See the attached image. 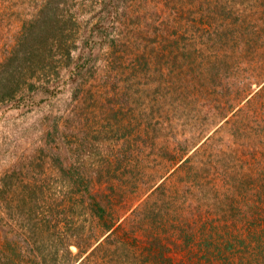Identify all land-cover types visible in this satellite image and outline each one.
<instances>
[{"label":"rangeland","instance_id":"374dc122","mask_svg":"<svg viewBox=\"0 0 264 264\" xmlns=\"http://www.w3.org/2000/svg\"><path fill=\"white\" fill-rule=\"evenodd\" d=\"M248 1L205 0L214 12L204 40L185 19L172 20L170 2L152 0L171 20L150 31L152 42L131 41L139 17L127 20L122 34L131 42L118 48L122 56L96 45L90 67L91 59L84 63L73 52L81 74L62 69L56 86L50 82L54 95L0 102V249L11 242L26 249L34 199L48 185L70 203L62 195L74 187L60 168L69 162L95 191L110 193L118 225L90 264H188L199 226L223 241L231 226L259 230L255 210L264 209V194L259 201L254 179L264 163V6L250 16ZM131 4L143 13V1ZM19 7L0 25V46L18 29Z\"/></svg>","mask_w":264,"mask_h":264},{"label":"trees","instance_id":"16d2710c","mask_svg":"<svg viewBox=\"0 0 264 264\" xmlns=\"http://www.w3.org/2000/svg\"><path fill=\"white\" fill-rule=\"evenodd\" d=\"M14 1L16 3L0 0L2 26L7 25L4 23L5 18H11L12 22L15 18L14 10L20 4V12L16 11L18 29L12 34L1 33L4 38L0 46V102L15 101V98H22L30 92L41 98L50 97L55 91L50 87V82L56 86L62 69L70 74H81L80 65L72 58L73 52L84 59V63H89L91 59V67L95 61L91 55L92 49L96 45H111L112 51L118 52L117 56H122L118 48L127 47L131 41L152 42L155 37L150 31L171 23L159 11L158 3H152V0H141L144 2L143 13H139L131 4L136 0ZM167 1L171 3L172 20L174 16L185 19L190 28L197 30L205 40V34L209 33L207 18L214 12L210 9L212 5H205V0H166V4ZM261 3L264 6V0H249L243 9L252 16L259 10ZM137 17L138 21L135 20L130 28L133 39L126 41L122 30L126 31L127 20L133 21ZM259 28L264 29V26L259 24ZM257 30V23H252L249 28L251 35L258 34ZM239 38L244 41L242 35ZM87 42L92 43L89 48L91 53ZM234 51L238 49L235 48ZM239 56L242 57V52H239ZM68 65L71 66L67 67ZM220 69L222 74H227L226 67L221 66ZM192 72L194 74V68ZM75 81L74 79L73 82ZM79 90L80 87L74 85L71 92L75 95ZM194 151L198 153L200 150L196 148ZM60 165L61 170L68 176L65 181L74 187L69 189L70 193L65 192L62 195L70 203L64 205L65 200L53 196L48 185L46 194L35 198L32 205L35 209H32L29 218L32 233L29 245L24 250L17 242L8 243L4 250L0 249V264H90L107 245L109 235L118 227L112 213L110 193L104 191L99 194L95 191L92 185L94 182L78 171L76 164L69 162ZM260 171L253 179L260 186V198L257 199L262 201L264 163L261 164ZM234 187L235 185L232 188ZM109 191L111 192L110 189ZM37 204L42 206L39 208ZM259 212H264V209L255 210V217L261 218L257 223L261 226L260 231L257 228H246L247 232L244 233L242 228L231 226L233 232L226 231L227 234L224 235L227 237H223L224 241L217 237L215 231L207 232L199 226L197 230L200 231V236L195 242L198 250L195 257L188 256V264H221L220 260L227 259L228 256L232 260L238 259L237 262L233 260L234 264L264 263V215ZM231 234L235 241L229 239ZM233 242L238 246L235 251L232 249ZM71 244L77 248L74 253L70 249ZM238 248L246 254L249 253V257L243 259ZM101 261L105 264L107 259Z\"/></svg>","mask_w":264,"mask_h":264}]
</instances>
